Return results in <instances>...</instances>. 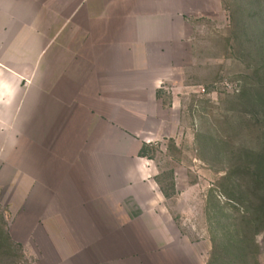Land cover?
<instances>
[{
  "label": "rangeland",
  "instance_id": "1",
  "mask_svg": "<svg viewBox=\"0 0 264 264\" xmlns=\"http://www.w3.org/2000/svg\"><path fill=\"white\" fill-rule=\"evenodd\" d=\"M191 24L184 49L170 55L177 65L156 88L175 125L130 122L122 114L127 125L105 130L101 144L89 146L90 155L104 158L98 178L90 170L83 210L91 241L71 251L65 226L45 224L43 211L41 240L31 226L26 238L14 223L28 212L0 208L13 232L4 249L0 228V264H101L97 250L111 247L99 238L115 233L121 256L106 257L113 263L264 264V217L257 216L248 178L229 174L264 153V0H210ZM150 178L167 193L158 203L149 204L145 192ZM66 214L57 211V219Z\"/></svg>",
  "mask_w": 264,
  "mask_h": 264
},
{
  "label": "crops",
  "instance_id": "2",
  "mask_svg": "<svg viewBox=\"0 0 264 264\" xmlns=\"http://www.w3.org/2000/svg\"><path fill=\"white\" fill-rule=\"evenodd\" d=\"M209 6L210 0H0V208L28 212L14 223L26 238L31 226L41 240L43 211L45 224L65 226L71 251L91 241L84 213L90 170L98 178L104 158L90 155L89 146L100 145L105 130L127 125L122 114L130 122L175 125L156 88L177 65L170 55L190 40L191 19ZM172 99L170 108L176 94ZM155 181L147 180L149 204L164 196ZM59 210L71 214L57 219ZM7 215L0 213L4 249L13 238ZM102 238L111 248L99 247L97 258L118 264L106 257L121 256L120 235Z\"/></svg>",
  "mask_w": 264,
  "mask_h": 264
},
{
  "label": "trees",
  "instance_id": "3",
  "mask_svg": "<svg viewBox=\"0 0 264 264\" xmlns=\"http://www.w3.org/2000/svg\"><path fill=\"white\" fill-rule=\"evenodd\" d=\"M260 101L264 105V98H260ZM237 173L248 178V186L253 190V196L257 203V216L264 217V153H256L254 158L229 171V174ZM160 189L164 195H167L161 185Z\"/></svg>",
  "mask_w": 264,
  "mask_h": 264
}]
</instances>
